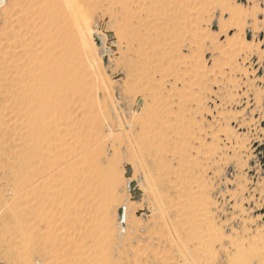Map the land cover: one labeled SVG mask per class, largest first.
<instances>
[{
	"label": "rangeland",
	"instance_id": "374dc122",
	"mask_svg": "<svg viewBox=\"0 0 264 264\" xmlns=\"http://www.w3.org/2000/svg\"><path fill=\"white\" fill-rule=\"evenodd\" d=\"M74 1L0 0V264H264V0ZM57 26L40 188L13 71Z\"/></svg>",
	"mask_w": 264,
	"mask_h": 264
},
{
	"label": "bare ground",
	"instance_id": "6f19581e",
	"mask_svg": "<svg viewBox=\"0 0 264 264\" xmlns=\"http://www.w3.org/2000/svg\"><path fill=\"white\" fill-rule=\"evenodd\" d=\"M160 1H162V5H165V0ZM169 3H174V0L166 1V4ZM262 12H264V9ZM48 16L49 21H54L55 16L52 14H49ZM64 32L65 31L61 27H55L53 29L54 37L50 35L47 41L45 40L42 54L43 56L39 57L41 55L40 54L37 58L34 57L33 53H29V65L27 69H17V66L14 65L16 70L13 71L16 73L17 78L16 84L13 87L18 99L22 101L18 106V112L22 118H27L26 120L28 124H31L26 136L28 140V145H26L28 152L21 151L19 153L23 155L26 153L30 158L37 159L39 161L40 166L38 167L40 168H36L37 165L35 166L37 170L33 168V159V162L30 159L33 165L31 162L29 163V161H27V166H31V169L33 168L34 171L36 170L35 173L38 174L39 177L41 176V183L39 185H41L42 181L47 177V173H50L48 171L53 169L52 165L54 160L51 162V159L53 158H50V142L55 133V131L51 129L53 118L57 113H60L63 105H65L68 101H71V98L76 95L79 88L78 78L76 77L73 69V56L70 54L71 51L68 49V44H66L67 38H65ZM77 36L80 39L83 38V32L81 33L79 31ZM24 64H26L25 61ZM24 74L28 77L27 79L23 77ZM23 158L24 157H22V159ZM24 159L23 164L26 166V161H24ZM27 159L29 158L27 157ZM20 162L21 159L18 160V163L22 164ZM29 166L28 169L30 170ZM21 167H23V165H21ZM19 169H21L20 166ZM28 169L27 172L26 170H23V172L27 173V176L29 175ZM29 172L30 175H33L31 171ZM38 175L35 176L38 177ZM47 179L48 178H46V180ZM37 181L38 183L40 182L39 180ZM44 185H46V183H44ZM44 185L42 184V187L40 188H43ZM110 195H112V192H110ZM121 208L125 211L124 207Z\"/></svg>",
	"mask_w": 264,
	"mask_h": 264
},
{
	"label": "water",
	"instance_id": "95a60500",
	"mask_svg": "<svg viewBox=\"0 0 264 264\" xmlns=\"http://www.w3.org/2000/svg\"><path fill=\"white\" fill-rule=\"evenodd\" d=\"M96 41H97L98 43L100 42V40H99L98 38H96ZM129 186H130L131 188H133V187H134V183H133V182L130 183ZM132 195L136 196V199H140V192H139V191H137V190L133 191V192H132ZM121 213H122V208H120V209L118 210V214H119V216H121Z\"/></svg>",
	"mask_w": 264,
	"mask_h": 264
},
{
	"label": "built area",
	"instance_id": "2783aa9c",
	"mask_svg": "<svg viewBox=\"0 0 264 264\" xmlns=\"http://www.w3.org/2000/svg\"><path fill=\"white\" fill-rule=\"evenodd\" d=\"M123 212H124V210H123V208H122V215L120 216V222L122 223L123 222Z\"/></svg>",
	"mask_w": 264,
	"mask_h": 264
}]
</instances>
